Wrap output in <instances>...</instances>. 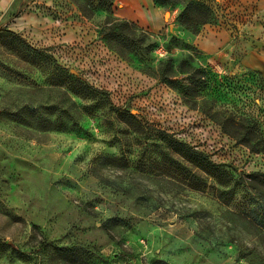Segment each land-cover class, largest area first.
<instances>
[{
	"label": "rangeland",
	"instance_id": "rangeland-1",
	"mask_svg": "<svg viewBox=\"0 0 264 264\" xmlns=\"http://www.w3.org/2000/svg\"><path fill=\"white\" fill-rule=\"evenodd\" d=\"M201 1L0 12V264H264V19Z\"/></svg>",
	"mask_w": 264,
	"mask_h": 264
},
{
	"label": "trees",
	"instance_id": "trees-1",
	"mask_svg": "<svg viewBox=\"0 0 264 264\" xmlns=\"http://www.w3.org/2000/svg\"><path fill=\"white\" fill-rule=\"evenodd\" d=\"M114 0H106L107 4L111 6L113 4ZM156 2L166 5L168 7H173V6H182L184 9L181 13V21L183 22L184 20H188L190 17V14L193 13H204V12H210V7L203 1L201 0H155ZM208 20V18H199L196 24V28L199 27V25L203 24ZM7 34L9 37V43L12 42H20L25 45V49L27 51H33L35 53H42L44 54V64L43 67L45 69L51 68L52 71L50 73V81L48 84L58 87V88H64L65 89V94L67 93H77V88L75 87L76 83H80L78 78L74 76V74L70 73L69 70L63 66H60L57 64L56 60L47 52V48H37L30 43H27L26 39L23 38L22 36H19L13 31H7L4 32ZM54 61V62H53ZM169 74H166L168 77ZM90 87V88H89ZM82 92H86L88 94H92L94 92H103L98 88H94L91 86H85L84 90L81 89ZM19 115V114H17ZM246 136L245 139L242 138L243 141H245L247 144H249L254 150L258 149V146L262 143L263 139L257 134L256 130H249L246 131ZM257 223V222H256ZM259 224V223H257ZM263 229L264 226L260 224Z\"/></svg>",
	"mask_w": 264,
	"mask_h": 264
},
{
	"label": "crops",
	"instance_id": "crops-1",
	"mask_svg": "<svg viewBox=\"0 0 264 264\" xmlns=\"http://www.w3.org/2000/svg\"><path fill=\"white\" fill-rule=\"evenodd\" d=\"M14 0H0V12H6L13 3ZM255 3L258 4V9L256 10L257 18L264 19V0H254ZM122 14L130 15L127 11L122 10ZM135 18V16H133ZM136 19V18H135Z\"/></svg>",
	"mask_w": 264,
	"mask_h": 264
}]
</instances>
